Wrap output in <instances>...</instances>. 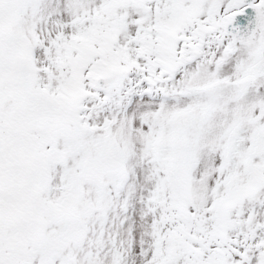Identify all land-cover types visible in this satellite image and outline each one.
<instances>
[{"label":"snow or ice","instance_id":"1","mask_svg":"<svg viewBox=\"0 0 264 264\" xmlns=\"http://www.w3.org/2000/svg\"><path fill=\"white\" fill-rule=\"evenodd\" d=\"M0 264H264V0H0Z\"/></svg>","mask_w":264,"mask_h":264}]
</instances>
